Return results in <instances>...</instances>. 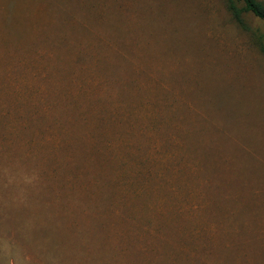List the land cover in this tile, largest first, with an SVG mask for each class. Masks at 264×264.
<instances>
[{
	"label": "rangeland",
	"instance_id": "obj_1",
	"mask_svg": "<svg viewBox=\"0 0 264 264\" xmlns=\"http://www.w3.org/2000/svg\"><path fill=\"white\" fill-rule=\"evenodd\" d=\"M244 7L0 0V264H264Z\"/></svg>",
	"mask_w": 264,
	"mask_h": 264
},
{
	"label": "trees",
	"instance_id": "obj_2",
	"mask_svg": "<svg viewBox=\"0 0 264 264\" xmlns=\"http://www.w3.org/2000/svg\"><path fill=\"white\" fill-rule=\"evenodd\" d=\"M245 7L244 11L252 13L255 17L264 22V3L259 0H242ZM234 15L237 20H241L242 11L233 7ZM264 51V47H263Z\"/></svg>",
	"mask_w": 264,
	"mask_h": 264
}]
</instances>
